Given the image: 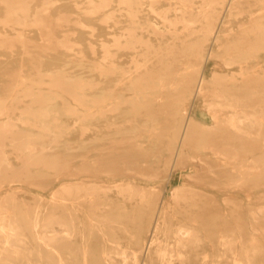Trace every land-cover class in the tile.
<instances>
[{
  "label": "bare ground",
  "instance_id": "obj_1",
  "mask_svg": "<svg viewBox=\"0 0 264 264\" xmlns=\"http://www.w3.org/2000/svg\"><path fill=\"white\" fill-rule=\"evenodd\" d=\"M0 264H264V0H0Z\"/></svg>",
  "mask_w": 264,
  "mask_h": 264
},
{
  "label": "rangeland",
  "instance_id": "obj_2",
  "mask_svg": "<svg viewBox=\"0 0 264 264\" xmlns=\"http://www.w3.org/2000/svg\"><path fill=\"white\" fill-rule=\"evenodd\" d=\"M214 69H218L221 71H232L233 69H238V65H233V66H227L225 63L222 61H218L214 64ZM197 113L200 116V118L206 122L212 123L214 120L212 118L211 113L205 106L204 102L201 101L200 106L197 107ZM241 155L248 156V155H254L253 153H241Z\"/></svg>",
  "mask_w": 264,
  "mask_h": 264
}]
</instances>
